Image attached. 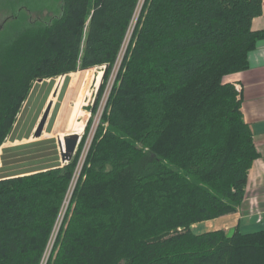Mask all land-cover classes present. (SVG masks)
<instances>
[{"label":"trees","instance_id":"1","mask_svg":"<svg viewBox=\"0 0 264 264\" xmlns=\"http://www.w3.org/2000/svg\"><path fill=\"white\" fill-rule=\"evenodd\" d=\"M262 1L143 0L81 159L138 0H55L47 22L0 39V160L55 149L0 177V264H40L74 179L45 264H264V229L192 230L236 212L258 157L223 78L247 70L264 40L251 28ZM99 65L102 83L67 163L52 139L1 149L36 81Z\"/></svg>","mask_w":264,"mask_h":264},{"label":"crops","instance_id":"2","mask_svg":"<svg viewBox=\"0 0 264 264\" xmlns=\"http://www.w3.org/2000/svg\"><path fill=\"white\" fill-rule=\"evenodd\" d=\"M251 28L254 31L264 30V0L262 1V13L252 20ZM80 71L83 70H79L77 72ZM61 78L62 79L60 81L59 88L58 84L55 83V78L50 80H42L41 82L34 84V87L29 94L28 101L25 107L22 108L18 123L21 119V116L22 118L24 116V120H26V111L28 113V111H30L33 107V103L38 101L39 108L36 110V117L34 120H32V124H30L25 130H20L16 134H12L15 140H19L20 136L22 137L20 139H29V137L34 138L33 134L39 119L45 107L49 103L51 106L45 124L47 122V129L51 128L52 126L55 128L56 118L65 93L68 91L67 88L70 83L71 76L68 74L66 79L65 76H61ZM223 81L232 84L238 92V96L241 101L242 116L251 130L253 143L258 153V157L253 161L248 171L245 196L242 204L237 208L236 212L211 221H207L205 222L206 224L203 223L202 227L204 228H202L201 232L213 230H224L227 232L237 229L242 233H249L264 229V40L260 41L256 48L248 54V69L225 76ZM73 82H75V80H73ZM62 86L63 90L61 92ZM54 98L55 100L57 99V102H55V100H51ZM66 104L67 103L62 105L58 118L61 111L64 109L63 107H67ZM55 105H58V107L57 110L54 111ZM17 127L18 124L14 128V131H17ZM27 132L29 133L28 138H25V134ZM20 150H15L12 152H18ZM15 156V158H17L18 154H15ZM0 170L1 173H4L2 169ZM207 227H209L208 230H206Z\"/></svg>","mask_w":264,"mask_h":264},{"label":"rangeland","instance_id":"3","mask_svg":"<svg viewBox=\"0 0 264 264\" xmlns=\"http://www.w3.org/2000/svg\"><path fill=\"white\" fill-rule=\"evenodd\" d=\"M142 1L143 0H138L137 2L136 12L134 13L133 19L131 21L130 29L128 33H126L124 42L120 46L121 48L119 50L115 64L112 68V70L114 69V73H116V70L118 69L120 65V62L123 60V54H125L124 51H126L127 49V46H128L127 42L133 30L132 28H133V25L135 24L137 15L140 11ZM57 9H58V4L55 2V0H21L20 2L15 3L13 6H10V7L7 6L6 8L0 7V39L7 38L12 33V31L20 27L21 24H25V22H41V23L47 22L52 16L55 15V11H57ZM103 67H106V66L99 65V66L85 69L80 72L76 71V73L75 72L70 73L71 80L67 88L68 91L65 93V96L61 102L59 112L61 110L62 105L65 103H67L66 104L67 107H63V108H66L67 109L66 111L76 110V109L78 111L84 110L88 113V117L86 119L85 125L87 124L91 116L89 108L92 106L95 94L97 93V90H98V87L102 83V72L104 70ZM99 73H101L100 77H99ZM111 74H112V71H111ZM111 74L105 86V90L102 96L101 106L99 110H97L95 115L93 116L90 132L88 134V137L85 143L86 148L85 147L83 148L80 159L84 156L85 151L88 148L89 142L92 138L93 132L99 122L102 106L104 105L106 101L109 89L111 87V83L114 79V78L111 79ZM98 77L100 79L97 80ZM61 79H62L61 77H58L55 79V83L58 84V88L60 87L59 84H60ZM73 80H75V82H73ZM35 83H37V81ZM51 100L53 101L55 100V98ZM55 102H57V99L55 100ZM32 106L33 107L31 108V110L28 111V113L27 111L25 113L26 120H24V116L23 118L21 116V119L17 127L18 129L17 131L15 130L13 134H16L20 130L21 131L25 130L27 127H29L30 124H32L31 123L33 122L32 120H34L36 117V113H37L36 110L39 108L38 101H35ZM59 112H58V115H59ZM58 115L56 118L55 128L54 126H52L51 128L47 129V122H46L44 126V130L43 132H41V135L38 138L29 137V139H19V140L17 139L13 142L8 140V141H5L4 144H2L1 149L12 147L15 145H20V144L23 145L24 143H31V142L45 141L47 139H52L54 141L53 143L56 147V151L59 156L58 139H60V137H62L63 139L64 135L70 134L71 133L70 129L72 127V124H75L79 120V118L77 115H75L74 118L72 116L73 120H63V119H59ZM54 151L55 149L53 148L52 143H45V144H42L37 149H33V147H30V148L21 149L18 152H12V151L7 152L4 156V159L0 160V169H2L4 172V173H1V170H0V177L1 175H6L8 172L14 169H24L25 167H28L29 163L31 164V167H34V168L38 167L43 164V161L41 159L52 157L54 155ZM15 154H18L17 158H15L16 157ZM31 160L35 161L34 162L35 164H32L30 162ZM74 182H75V179L71 182L72 186L70 185L71 186L70 191L67 195L65 202L63 203V206L61 208L59 215L57 216L50 239L48 241V244L46 246V249L44 251L40 264H45L48 254L50 252V249L52 248L54 237L56 235V232L60 225V221L67 207V203L70 197L71 190L74 186ZM203 223L197 224V226H193L192 230L195 233H200L202 231V228H204L202 227ZM209 227H207L206 230H208ZM227 232L230 234L232 231H227Z\"/></svg>","mask_w":264,"mask_h":264},{"label":"water","instance_id":"4","mask_svg":"<svg viewBox=\"0 0 264 264\" xmlns=\"http://www.w3.org/2000/svg\"><path fill=\"white\" fill-rule=\"evenodd\" d=\"M104 69H105V67H104ZM103 74H104V71L102 72V77H103ZM41 81L42 80H38L37 82H41ZM50 106H51V104L49 103L45 107V109H44V111H43V113L39 119V122L37 124V127L34 131V134H33L34 138H38L41 135V132L43 130L46 118H47L49 110H50ZM78 140H79V137L77 135H66L64 137V140H63V142H64L63 147H61V143H60V141H58V149H59V156H60V162L61 163H67L72 158V156L75 152Z\"/></svg>","mask_w":264,"mask_h":264},{"label":"bare ground","instance_id":"5","mask_svg":"<svg viewBox=\"0 0 264 264\" xmlns=\"http://www.w3.org/2000/svg\"><path fill=\"white\" fill-rule=\"evenodd\" d=\"M100 76H101V73H99V77ZM99 77L97 78V80L100 79ZM64 107H66V106H64ZM66 110L67 109L64 108L61 111L60 116H59V119H63V120H73V118H74L75 115H77L78 118H79V120L75 124H72V127L70 129V132L71 133L70 134H66V135H77L78 137H80L83 134L84 127H85V122H86V119L88 117V113L86 111H84V110L83 111L82 110L81 111L80 110L78 111L77 109L76 110H70V111H66ZM65 114H67V115H65ZM72 116H73V118H72ZM66 124H67V122H66ZM68 124H70V123H68ZM66 135H64V137ZM64 137H63V139H62V137H60V139H58V141H60V143H61V147H63V145H64V142H63Z\"/></svg>","mask_w":264,"mask_h":264},{"label":"built area","instance_id":"6","mask_svg":"<svg viewBox=\"0 0 264 264\" xmlns=\"http://www.w3.org/2000/svg\"><path fill=\"white\" fill-rule=\"evenodd\" d=\"M113 76H114V69H113L112 74H111V79L113 78Z\"/></svg>","mask_w":264,"mask_h":264}]
</instances>
